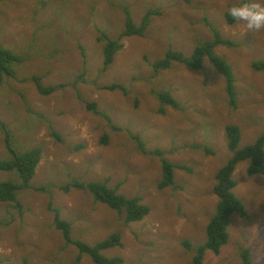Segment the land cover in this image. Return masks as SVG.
Returning a JSON list of instances; mask_svg holds the SVG:
<instances>
[{"label": "rangeland", "instance_id": "374dc122", "mask_svg": "<svg viewBox=\"0 0 264 264\" xmlns=\"http://www.w3.org/2000/svg\"><path fill=\"white\" fill-rule=\"evenodd\" d=\"M232 2H0V43L22 59L13 65L16 78L5 79L0 88V119L17 151H42L32 187L18 194L23 214L15 204L0 202L3 264L78 261V248L55 227L54 210L72 224L74 241L95 245L119 234L123 246L103 253L122 257L124 264H193L194 248L206 242L219 202L216 173L233 156L226 126L240 128L239 149L264 135V72L252 69L254 61H264V33L228 24L226 9ZM149 10L159 14L152 16L145 35L121 38L128 14L139 25ZM206 19L235 44L215 49L233 68L235 108L225 77L208 59L200 70L177 62L160 72L152 68L169 50L190 57L199 43L213 41ZM105 35L123 45L107 70ZM34 76L56 90L40 94ZM113 84L126 91L105 89ZM162 91L169 92L179 108L163 106L154 94ZM89 104L94 107L89 109ZM132 134L147 150L160 149L163 155L143 153ZM105 135L108 143H103ZM4 137L0 130V159L10 160ZM163 158L186 169H175L174 185L160 189ZM249 165L241 162L233 173L234 193L249 216L232 218L228 243L218 255L208 251L203 264H241L243 249L249 250L253 264H264V176L250 177ZM18 179L16 172H0V182ZM72 180L106 182L127 198L139 197L149 215L129 223L125 213L95 201L89 192L59 188ZM81 257L78 264H95L88 255Z\"/></svg>", "mask_w": 264, "mask_h": 264}, {"label": "trees", "instance_id": "16d2710c", "mask_svg": "<svg viewBox=\"0 0 264 264\" xmlns=\"http://www.w3.org/2000/svg\"><path fill=\"white\" fill-rule=\"evenodd\" d=\"M12 1V0H0ZM190 1V0H186ZM154 14H159L155 10H149L147 14L142 18L139 25L135 24L130 19L126 20L124 26V32L121 38L124 37H143L145 32L151 24V18ZM227 23L232 25V21L226 15ZM206 25L211 29L213 33V41H207L199 43L193 50L190 57H186L182 52L169 50L163 59L157 60L152 64V68L155 72L170 69L174 62L183 64L193 70H200L203 67L204 60L208 59L219 74L225 77L226 92L229 98L230 106L235 108L238 103V93L236 90V78L232 66L222 57L215 53V49L218 46H234V42L224 39L219 29L212 23L205 20ZM107 40L106 46H104V69H108L114 62L115 55L119 50L123 48L120 39H112L105 35ZM101 39V41L103 40ZM20 56L13 51L4 48L0 43V88L4 85L5 79H14L17 76L16 70L13 68L15 63H21ZM252 69L259 72H264V61H254L252 63ZM32 81L36 84L37 90L42 95L52 94L55 87H44L41 83V78L34 76ZM25 82V81H24ZM106 90L114 91L121 89L126 91L124 87L113 84L105 87ZM157 99L162 105H167L172 108H179V103L169 92H155ZM94 107V104H89L88 108ZM96 110V107L93 109ZM108 120L111 122L110 118ZM113 125V123H112ZM119 129L118 127H113ZM0 130L4 133L5 147L10 153L12 159L1 160L0 159V172H16L18 181H4L0 182V202L15 204L20 213L23 214V205L18 199V194L24 189H28L31 186V182L36 174V169L40 163L42 157V151L40 148H34L32 150L21 153L17 151L13 145L12 133L8 130L4 121L0 119ZM130 133V131H129ZM52 134L60 138V136L52 130ZM136 142L140 150L145 154L163 155L160 149L149 151L139 136L131 135ZM225 136L227 138L228 149L232 152L233 156L228 162L216 173V186L215 193L219 198L216 213L212 217L209 225L207 226V240L198 247H195V257L193 264H203L205 255L208 251L218 255L221 248L225 246L230 238L229 228L232 225V218L238 216L241 218H248L249 213L246 210L245 205L234 193V189L237 183L233 179V173L235 172L239 163L244 161H250V165L247 170V174L250 177L264 176V135L258 137L256 141L242 149H239V144L242 138V132L239 127L235 125H228L225 128ZM103 143H108V136L102 138ZM206 152L213 153L212 149L206 148ZM186 169L183 166H179L170 162L169 160L162 159V174L163 178L159 183L160 189L171 187L174 185L175 169ZM64 192H70L72 189L84 190L89 192L95 199V201L107 205L110 209L119 213H125L126 221L139 222L143 220L150 212V209L141 202L139 197L127 198L119 194L115 189H111L106 182H82L81 180H72L69 183L59 187ZM39 190V189H38ZM55 211V227L63 232L64 238L69 244L76 246L79 250L80 256L75 264H78L81 260V256L88 255L95 264H124V260L120 256L108 257L103 252L115 247H122L121 237L119 234H112L107 239L97 242L95 245H90L80 240H72V224L62 219L58 210ZM187 247H191L186 243ZM0 264L3 261L0 259ZM241 264H253L250 252L248 249H243L241 252Z\"/></svg>", "mask_w": 264, "mask_h": 264}, {"label": "clouds", "instance_id": "9594fccd", "mask_svg": "<svg viewBox=\"0 0 264 264\" xmlns=\"http://www.w3.org/2000/svg\"><path fill=\"white\" fill-rule=\"evenodd\" d=\"M226 15L247 33H264V0H233Z\"/></svg>", "mask_w": 264, "mask_h": 264}]
</instances>
